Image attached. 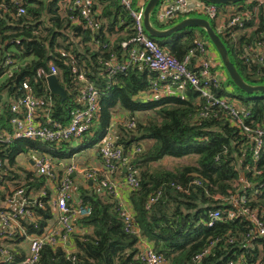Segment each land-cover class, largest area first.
Here are the masks:
<instances>
[{"label":"trees","instance_id":"1","mask_svg":"<svg viewBox=\"0 0 264 264\" xmlns=\"http://www.w3.org/2000/svg\"><path fill=\"white\" fill-rule=\"evenodd\" d=\"M163 1L160 0L158 6ZM248 1L236 4H240V9L256 4V1ZM137 2L130 0V7L136 9ZM24 6L25 13L19 17L0 12V64L10 54L17 65L14 76L0 82V126H8L5 117L9 104L23 93V80L28 81L37 96L51 99L45 110L53 118L67 123L73 111L80 106L79 87L72 76L68 58L62 56L61 51L73 55L78 69L99 91V117L82 138L81 145L98 143L112 121L115 107L126 113L124 122H135L132 128L121 122L116 125L119 129L116 143L123 147L126 155H130L134 147L142 146L125 165L139 179V187L127 192L128 209L141 237L165 256V264H226L229 259L239 257L244 258L245 264H264V238L247 236L251 227L248 220H218L211 227L204 224L210 211L219 210L224 214L232 207L230 194L244 190L248 205L264 216V172L256 175L252 169L246 168L251 163L249 143L239 129L224 114L217 118L199 117L198 111L204 99L191 86L185 87L184 98L165 95L152 99L149 78L156 74L140 64L111 76L105 72L103 62L110 52L114 51L120 60H124L126 53L120 42L135 33L134 19L121 0H94L90 8L95 20L93 29L86 27L80 16L77 20L70 18V15L77 16L78 10L69 9L65 0H24ZM225 6L217 4L221 12H225ZM261 9L258 31L264 30V5ZM192 14L184 11L166 22H159L154 10L150 21L157 28H166L176 23L181 15ZM249 26L252 27L253 23L227 28L223 33L228 55L244 81L253 85L264 84V68L257 71L258 66L246 64L239 57L246 44L253 42L257 32L247 38ZM231 33L235 39L230 37ZM150 37L178 58L194 47L196 40L208 38L203 29L191 26L174 31L165 38ZM94 40L99 41L98 47L93 45ZM50 62L65 89L64 100L52 95L47 88ZM193 65L194 59L190 67ZM225 85L230 90L214 92L235 99L240 108H249L251 119L263 125L264 92L246 93L237 88L229 77ZM231 86L236 88V92L231 90ZM59 143L17 139L10 144H0V157L12 167L19 154L29 151L49 153L59 158L74 152L75 149L71 151L68 146L70 142ZM64 147L69 148L64 150ZM185 156H195V164L178 165L172 169L159 164L164 157L178 159ZM258 166L264 170V152ZM8 171L15 173L11 169ZM22 173L26 183L20 187L26 192L30 189L38 191L44 185L45 176L31 171L22 170ZM120 173L125 174L123 168ZM240 174L250 181V186L240 181ZM261 183L263 185L259 187ZM77 190V200L91 209L89 214L78 220L79 226L87 230L71 237L72 246L67 248L70 252L61 246H44L36 264H143L136 257L139 238L124 230L117 200L107 191L101 196L91 188L79 186ZM154 197L156 199L150 202ZM35 212L43 218L49 215L38 209ZM44 223L37 222L36 228L28 223V228L40 232ZM212 241L215 243L209 253L200 261L193 262V256ZM17 260L8 262L0 259V264H14Z\"/></svg>","mask_w":264,"mask_h":264},{"label":"built area","instance_id":"2","mask_svg":"<svg viewBox=\"0 0 264 264\" xmlns=\"http://www.w3.org/2000/svg\"><path fill=\"white\" fill-rule=\"evenodd\" d=\"M148 0H138L136 9L130 7V0H121L122 4L130 11L134 19L135 33L128 39L120 42V46L125 51L124 60L114 52L104 60V70L108 76L117 73H124L130 66L140 64L156 75L149 79L150 97L154 100L165 95H177L184 98V89L191 86L204 99L199 108V117L217 118L220 114L227 116L228 120L239 129L245 140L249 143L251 163L246 165L247 169H252L256 175H262L264 170L258 166L261 155L264 152V124L260 125L251 119L249 108H240L236 100L227 97L225 94H216L214 90L228 91L229 86L225 85L223 75L216 70L212 61L209 44L198 39L194 47L182 57L178 58L167 49L159 46L145 31L143 26V10ZM191 0H170L165 6H156V18L160 22L176 17L180 12L187 11ZM256 1L253 7L234 8L225 10L224 16L227 24L218 27L215 32H226L227 28L243 27L247 23H253L252 27H247L246 37L255 33L253 42L246 44V49L239 53L240 59L246 64L258 66L257 71L264 68V30L258 31L257 24L262 13L261 5L264 0H249L248 3ZM94 0H65L69 9H77L78 15H70L71 19L77 20L80 16L84 20V25L90 29L95 26L94 17L90 11ZM199 14L205 15L207 20L215 21L221 11L217 4L205 3L199 8ZM0 12L11 13L19 17L25 13L24 0H0ZM264 13V9H263ZM210 22V21H209ZM230 37L235 39L233 33ZM18 43V41H16ZM93 45L99 46V41L94 40ZM237 46V44H236ZM62 56L68 58L72 76L78 84L77 107L69 121L63 123L56 120L45 107H49L51 99L37 96L28 81L21 82L23 93L9 104V112L5 117L8 126H0V144H10L17 139H36L43 142H79L90 131L94 121L99 117L100 105L98 102L99 91L86 75L78 69L77 62L73 55L61 51ZM194 59V65L190 67ZM50 73L57 74L53 63H49ZM17 68L14 59L8 54L0 64V82L4 79L12 78ZM175 87V91L172 89ZM44 109L41 117L39 110ZM2 113L0 108V114ZM127 127L132 128L135 122H124ZM114 127L109 125L102 138L96 144L100 156V165H84L80 170L85 180L98 181L101 188L106 190L118 202L119 216L122 218L124 230L137 235L138 247L136 257L143 264H165L166 258L162 253L157 252L150 242L140 235L138 225L134 223L133 216L129 209L119 202L118 185L122 184L129 190L139 187V179L133 171H129L126 164L130 157L141 150L137 146L131 150L130 155H126L123 147L116 143ZM29 153V152H28ZM8 166L6 161L0 157V259L13 262L14 264H36L44 246L56 248L61 246L67 248L72 246L71 237L81 235L79 232L78 220L90 213V207L73 198V183L71 174L76 171L73 162L63 166V173L57 176V166L61 162L48 153H39L34 161L35 173L45 176L48 182L56 180L53 189L49 184L34 192H26L22 187H13L5 181L2 171L6 172ZM122 168H127L124 175H121ZM240 181L245 186H250V181L241 174ZM47 182V183H48ZM263 183L259 185L261 187ZM232 207L224 214L219 210H212L205 221V225L211 227L218 220H233L244 218L251 223L247 236L249 238H264V216L261 211L248 205V198L245 190L242 193H232L229 196ZM152 198L150 202L155 200ZM35 209L52 214L54 223L48 228H43L40 232L30 231L28 223L37 226L38 215ZM230 242L232 239L229 240ZM214 241L210 242L202 251L193 256V262L200 261L209 253ZM226 264H245L244 258L229 259Z\"/></svg>","mask_w":264,"mask_h":264},{"label":"crops","instance_id":"3","mask_svg":"<svg viewBox=\"0 0 264 264\" xmlns=\"http://www.w3.org/2000/svg\"><path fill=\"white\" fill-rule=\"evenodd\" d=\"M169 1L170 0H164L163 3L160 6H165ZM201 5H202V1L201 0H191L189 2L187 11H191L193 14L192 15H187V16H197V14H199L198 10L201 7ZM229 9L231 10L233 8L229 7L226 10H229ZM181 16L182 17L180 19L187 17L185 15H181ZM210 50H211V48H210ZM216 65H219V64L216 62ZM216 70L218 72H220L218 69H216ZM150 78H153V77H150ZM43 110L44 109H40L39 110L40 111L39 112V116L40 117L42 115ZM114 118H112V121H111L110 125L114 127V134L116 135L117 132H119V129L116 128V123L118 121L117 120L114 121ZM92 132H94V131H92ZM58 144H60V143H56L55 145H58ZM70 144H72L71 147H70V150L72 151V149H75L74 152H72V154L70 156L65 157V158L55 157L57 160H59V162H61V165H58L57 169H56V170H58L57 176L60 177L62 175V173L64 171V170H62L63 166H66V164H68L70 162H73L76 165V171L74 173H72L70 176H71V179L75 177V179H72V183H73V187H72L73 188V195L72 196H73L74 200H77V196L76 195H78V190L77 189H78L79 186H81L84 189L91 188L95 192H98L99 195L104 196L106 194V192H105L106 190H104L103 188L100 187V185L98 184V181L95 180V181L89 182L90 180L89 181L85 180L84 177H83L82 172L80 171L82 169V167L84 165H86V164H88L90 166H94V167L100 165L101 160H100V156L98 154V150H97L96 144L92 145V146H86V145L83 146V145H81L82 144V140L79 141V142H75V143L70 142L69 145ZM37 156H39V153H36L34 151H29V153H21V154H19L16 157V163H15L14 166L10 167V166H6L5 165V167H8L7 168L8 170L11 169V170L15 171V173H11L8 170L6 172L2 171L4 179L8 180V178H9V180L7 181L9 186H10V184L11 185L15 184L16 186L17 185L18 186H20V185L22 186V185H24V182L26 183L24 178H23V180H20V176L21 175H23L25 177V174L22 173V170L23 171H31L34 174H36L34 172L35 171V169H34V161H35ZM24 159H26V161H27L26 163H23ZM15 166H17L18 168H14ZM10 177H11V179H10ZM47 182L48 181L45 180L44 185L41 188L47 187L48 184H49L50 189H53V187L56 184V180L49 181L48 183ZM30 190H33L34 192L37 191L35 189H30ZM128 190L129 189L125 188L122 184L119 183V185H118L119 202L121 204L125 205L127 208H129L128 200H127L128 199L127 198ZM37 221H38V224L40 222H45L44 223L45 225H44L43 228H48V227L53 225L54 216L52 214H49L46 218H43L41 215H38ZM85 230H87L86 227H79V232L80 233L81 232L83 233Z\"/></svg>","mask_w":264,"mask_h":264},{"label":"water","instance_id":"4","mask_svg":"<svg viewBox=\"0 0 264 264\" xmlns=\"http://www.w3.org/2000/svg\"><path fill=\"white\" fill-rule=\"evenodd\" d=\"M159 1L160 0H148L143 10V26L149 36L156 38H165L169 36L172 32L183 29L188 26L199 27L205 31L208 39L214 45L216 51L219 54L222 65L226 69L228 77L233 82V84L237 88L243 90L246 93L264 92V84L253 85L244 81V79L241 77L238 70L236 69L235 65L229 58L226 44L223 42L219 34L215 32L211 23L206 18L197 17V16H187L185 18L180 19L179 21H177L176 23H174L169 27L166 28L155 27L151 23L150 17L155 7L158 5ZM204 1L214 4H226V3H237L242 0H204ZM46 84L49 92L52 95L58 96L60 100H64L66 98L65 89L62 87L55 74H48L46 76ZM0 97H1V93H0ZM126 170L127 168H124V171ZM89 182H92V180H90Z\"/></svg>","mask_w":264,"mask_h":264},{"label":"rangeland","instance_id":"5","mask_svg":"<svg viewBox=\"0 0 264 264\" xmlns=\"http://www.w3.org/2000/svg\"><path fill=\"white\" fill-rule=\"evenodd\" d=\"M237 3H239V2H237ZM225 5L226 6L223 8V10H225V9H227L229 7L233 8V9L237 8L240 4L238 5L236 3H226ZM197 17L207 18L202 13L201 14H197ZM209 21H210V23L212 22V25H214V28H215L214 30H216L219 26L222 27L225 24H227V19L224 16V13H222V12L218 15V18L215 21H213V20H209ZM223 29L224 28H222V31L218 32V33L224 39L223 42L225 44H227V41L225 39L226 36H225V34H223ZM204 40L209 44V47L211 48L210 53H211V55L213 54L212 55V61H213L214 65H215L216 69H218L221 72V74L223 75V81L225 82L227 80L228 74H227L226 69L222 65V62H221L220 57H219V54L216 51V49H215L214 45L212 44V42L208 38L204 37ZM216 62L219 65H216ZM174 90H175V87L172 89V91L174 92ZM231 90L233 92H236V88L235 87L231 86ZM3 98H4V95L2 96V99ZM125 117H126V113L124 112V110L120 109L119 107H115V112H114V115H113L114 121L115 120H117L118 122H120L121 120L125 121ZM117 123H116V125H117ZM57 143H59V142H57ZM71 145L72 144H70L69 147H71ZM69 147H64V150H67ZM26 162H27L26 159H24L23 163H26ZM195 162H196V157L195 156H185V157H181V158H178V159L172 158V157H164L163 159H161L159 161V164H161L162 166H165V167H167L169 169H172V168H174V167H176L178 165L195 164ZM15 167H17V166H15ZM23 178H24V176L21 175L20 176V180H22ZM72 179H75V177L72 178ZM14 186H15V184L13 185V187Z\"/></svg>","mask_w":264,"mask_h":264}]
</instances>
